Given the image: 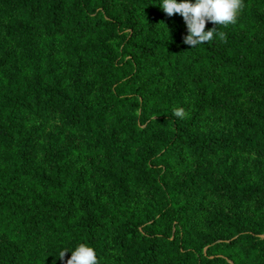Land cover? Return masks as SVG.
Segmentation results:
<instances>
[{
    "label": "trees",
    "instance_id": "trees-1",
    "mask_svg": "<svg viewBox=\"0 0 264 264\" xmlns=\"http://www.w3.org/2000/svg\"><path fill=\"white\" fill-rule=\"evenodd\" d=\"M0 264H264V0H0Z\"/></svg>",
    "mask_w": 264,
    "mask_h": 264
}]
</instances>
